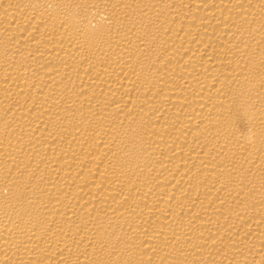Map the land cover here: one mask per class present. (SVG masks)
<instances>
[{
    "label": "bare ground",
    "instance_id": "bare-ground-1",
    "mask_svg": "<svg viewBox=\"0 0 264 264\" xmlns=\"http://www.w3.org/2000/svg\"><path fill=\"white\" fill-rule=\"evenodd\" d=\"M0 264H264V0H0Z\"/></svg>",
    "mask_w": 264,
    "mask_h": 264
}]
</instances>
